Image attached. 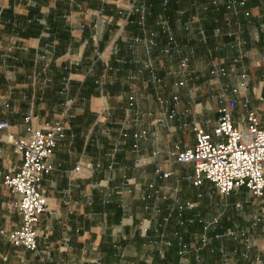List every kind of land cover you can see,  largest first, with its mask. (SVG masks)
<instances>
[{
  "label": "crops",
  "instance_id": "obj_1",
  "mask_svg": "<svg viewBox=\"0 0 264 264\" xmlns=\"http://www.w3.org/2000/svg\"><path fill=\"white\" fill-rule=\"evenodd\" d=\"M163 1L0 0V175L20 166L27 115L35 128L62 117L64 133L37 248L0 234V264H264V195L196 187L170 156L195 126L210 132L222 98L235 125L252 110L264 129V0ZM18 198L0 187V230L20 224Z\"/></svg>",
  "mask_w": 264,
  "mask_h": 264
},
{
  "label": "built area",
  "instance_id": "obj_2",
  "mask_svg": "<svg viewBox=\"0 0 264 264\" xmlns=\"http://www.w3.org/2000/svg\"><path fill=\"white\" fill-rule=\"evenodd\" d=\"M163 4H166V0ZM206 8L207 6L204 7ZM192 19L193 17L190 21ZM185 25L189 26V21ZM163 26L168 31V41L171 45L174 43V35L170 28ZM218 31L219 29H216V32ZM199 33L202 34V31L199 30ZM171 48L173 47L165 48L163 52H169ZM237 50L240 52V47ZM237 59L233 58V61L236 62ZM179 70L182 74L189 75L190 69L186 60H180ZM212 73L221 75L223 69L214 65ZM239 79L240 87L245 89L249 77L244 68L239 71ZM67 82L68 80L65 81ZM261 101L264 102V98H261ZM220 102L219 116L210 132L201 126H195L194 145L171 152L170 156L179 164L192 165V174L188 175L187 179L196 187L208 181L220 196H227L233 190L244 187L252 196L260 198L264 195V129L259 125V116L255 111L247 110L243 118L245 125L237 126L232 120L235 101L222 98ZM25 122L26 134L11 141L20 156V166L0 175V187H5L10 193L19 196L14 207L20 217V224L10 231L0 230V234L5 236L11 245L34 251L37 248L39 218L47 209L42 181L52 170L50 160L57 142L64 137L63 118L54 120L45 128L33 127L30 115L25 117ZM8 126L6 120H0V142L3 140L1 131ZM143 134L144 132H141L134 137L138 139ZM79 169V165L74 167V171ZM168 175L169 173L163 174L164 177ZM216 237L220 235L217 234ZM178 239L179 255H182L186 245L179 236ZM205 243L206 239L203 237L202 244ZM245 246L248 250V240L245 241Z\"/></svg>",
  "mask_w": 264,
  "mask_h": 264
}]
</instances>
